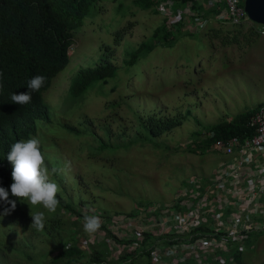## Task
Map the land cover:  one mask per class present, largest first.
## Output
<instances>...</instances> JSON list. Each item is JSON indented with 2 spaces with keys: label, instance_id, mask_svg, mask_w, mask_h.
<instances>
[{
  "label": "rangeland",
  "instance_id": "374dc122",
  "mask_svg": "<svg viewBox=\"0 0 264 264\" xmlns=\"http://www.w3.org/2000/svg\"><path fill=\"white\" fill-rule=\"evenodd\" d=\"M93 11L96 12L92 14ZM164 20L161 14L140 9L133 0H100L92 6L84 26L76 31L69 52L70 64L43 94L53 119L50 132L41 128L35 138L53 167L62 168L66 161L71 162L70 172L56 176L50 172V179L60 187L57 196L61 194L62 199H68L66 202L71 199L82 213H127L139 203L171 201L186 178L210 176L221 160L215 153L193 151V135L202 140L209 135V127L232 122L237 115L264 104V38L255 24L233 26L207 20L200 34H192L195 29L187 22L181 34L171 32L176 37L173 47L155 48L126 67V52L149 39ZM123 29L126 35L115 46L113 34ZM105 47L117 75L108 79L101 92L96 88L82 104L62 113L74 75L83 68L99 65ZM111 102L119 107L109 109L107 104ZM154 113L184 116L185 121L173 133L159 139L158 146L146 143L123 149L137 132L135 116ZM85 119L93 121L97 137L107 143L101 127L110 120L112 135L124 133L125 140L110 139L109 144L122 147L117 152L97 153L99 145L93 137L75 138L61 128L66 124L78 126ZM59 174L64 182H60ZM20 201L31 213L45 211L47 218L52 215L42 205ZM58 218L66 222L64 234L68 229L82 230L79 246L106 241L115 248L107 264L118 257L120 248L113 246L102 227L89 235L83 230V221L66 209L59 211ZM102 226L113 227L105 221ZM3 231L0 229V236ZM14 234L15 243L32 237V244L27 247L31 257L32 253L38 256L52 246L46 239L43 242L35 238L30 230L17 228ZM241 255L242 263L228 264H264V232L250 238ZM140 261L146 263L145 259ZM6 264H33V260L8 250Z\"/></svg>",
  "mask_w": 264,
  "mask_h": 264
},
{
  "label": "trees",
  "instance_id": "16d2710c",
  "mask_svg": "<svg viewBox=\"0 0 264 264\" xmlns=\"http://www.w3.org/2000/svg\"><path fill=\"white\" fill-rule=\"evenodd\" d=\"M162 1L168 0H133V3L140 9H150L161 14L165 20L149 39L141 42L135 49L126 52V67L145 58L155 48L173 47L176 37L172 36L174 34L171 32L174 30L181 34L180 31L185 28L184 21L173 24L170 17L164 16L160 10ZM204 1L177 0L173 6L177 10L186 5H190L194 10H203ZM99 2L100 0H0V73H2L0 84L3 85L0 89V187L8 190L9 200L16 202L15 209L5 215L4 209L10 208L11 205L0 201V229L4 230L0 236V263L5 262L6 264L8 250L22 253L33 260V264H107L108 257L111 255L106 241L92 246L89 244L88 247L79 246L81 229H68L66 234L63 233V225L66 222L58 218L60 210L66 209L82 221L86 212L82 213L81 209L77 210L75 204L70 202L71 199L66 202L68 199H62L61 194L60 197L57 196L60 204L56 212L51 213L53 216H48L46 219L43 231H37L32 227L31 214L34 213L29 212L19 199L11 195L13 165L7 159L11 145L15 142L37 137L41 128L47 133L50 132L53 114L44 101L43 94L50 88L52 80L70 64L69 52L75 43L76 31L84 26L85 18L90 15L92 6ZM95 12L93 11L92 14ZM211 14V10H206V16ZM122 35H126L125 29L117 30L113 34L115 46H118L120 40L123 39ZM109 57V49L105 47L99 65L94 68H83L74 75L68 95L63 101L62 113L71 112L72 107L77 103L82 104L86 96L96 88L101 92L102 86L108 79H113L117 75ZM36 75L46 77V82L39 91L32 93L31 103L27 105L13 103L11 95L27 92L28 81ZM107 107L116 110L119 104L111 102L107 104ZM255 109L257 108L237 115L232 122L209 127L208 132L213 135V139H206V135L200 140L197 135H193L192 150L204 152L214 139L242 136L246 131L245 123ZM113 115L116 117L115 112ZM135 119L138 125L137 132L133 140L128 141L129 143L127 142L128 144L123 149L146 143L158 146L159 139L173 133L185 121L184 116H163L159 113L146 116L136 115ZM106 122L101 129L108 143L97 137V127L93 121H87V119L78 126L71 127L66 124L61 128L75 138L93 137L99 145L96 149L97 153L117 152L122 146L110 145L109 141L110 139L125 140V135L124 133L112 135L111 122L110 120ZM91 154L95 155L93 152ZM46 164L49 169L53 167L48 160ZM59 177L60 182H64L65 178L61 174ZM135 210L136 208L126 214L135 215ZM113 213L119 214V212ZM99 214L104 216L109 213L101 211ZM71 225H76V222H72ZM17 228L30 230L33 236L40 241L45 242L44 239H46L52 244L51 248L36 254L38 256L32 253L34 258L31 257L27 247L32 244V237H25L22 241L15 243L14 232ZM102 229L106 230V227L102 226ZM107 237L113 238L118 244L123 243L108 231ZM150 240L152 238L146 236L143 242L145 248L142 252L126 248L116 259L110 261L111 264H140L141 259L146 260L144 264H152L151 250L147 249ZM53 254L55 255L52 256ZM241 254L242 252H237L235 256L238 263H242ZM85 260L86 262L83 263Z\"/></svg>",
  "mask_w": 264,
  "mask_h": 264
},
{
  "label": "built area",
  "instance_id": "2783aa9c",
  "mask_svg": "<svg viewBox=\"0 0 264 264\" xmlns=\"http://www.w3.org/2000/svg\"><path fill=\"white\" fill-rule=\"evenodd\" d=\"M176 1H162L161 12L173 24L190 23L196 34L207 20L233 26L255 24L245 11V0H205L203 10L190 5L177 10ZM206 10L212 14L206 16ZM257 27L264 38V26ZM245 130L242 136L214 139L204 150L221 158L214 172L186 178L171 201L141 203L136 205L135 215L99 214L101 221L113 226H106V236L108 231L127 243L109 238L120 248L119 254L126 248L142 252L143 242L150 236L147 249L152 264L236 262V253L245 251L247 241L264 232V104L248 117ZM213 138L212 134L206 136ZM111 247L112 255L115 248Z\"/></svg>",
  "mask_w": 264,
  "mask_h": 264
},
{
  "label": "clouds",
  "instance_id": "9594fccd",
  "mask_svg": "<svg viewBox=\"0 0 264 264\" xmlns=\"http://www.w3.org/2000/svg\"><path fill=\"white\" fill-rule=\"evenodd\" d=\"M2 76V73H0ZM46 77L36 75L28 81L27 92L19 94L13 93L11 101L19 105H27L32 101V93L39 91L45 84ZM3 85L0 84V89ZM7 159L13 165L12 180L10 192L17 199L26 200L32 206L42 205L48 213H55L60 200L57 194L60 191L59 185L50 179L52 174L64 173L71 171V162L66 161L62 168L52 167L49 170L46 164L45 154L41 151L39 139L30 138L20 140L11 145ZM0 201L10 204V208L4 209V214H9L16 207L14 200H9V192L0 187ZM31 226L37 231H43L46 223L45 211H38L31 214ZM102 227L101 217L95 214L85 213L83 216V230L89 235H94Z\"/></svg>",
  "mask_w": 264,
  "mask_h": 264
},
{
  "label": "water",
  "instance_id": "95a60500",
  "mask_svg": "<svg viewBox=\"0 0 264 264\" xmlns=\"http://www.w3.org/2000/svg\"><path fill=\"white\" fill-rule=\"evenodd\" d=\"M244 8L252 22L264 26V0H245Z\"/></svg>",
  "mask_w": 264,
  "mask_h": 264
},
{
  "label": "crops",
  "instance_id": "0c3cea01",
  "mask_svg": "<svg viewBox=\"0 0 264 264\" xmlns=\"http://www.w3.org/2000/svg\"><path fill=\"white\" fill-rule=\"evenodd\" d=\"M183 182H184V181H183ZM183 182L181 183V185L183 184ZM181 185H180V186H181Z\"/></svg>",
  "mask_w": 264,
  "mask_h": 264
}]
</instances>
